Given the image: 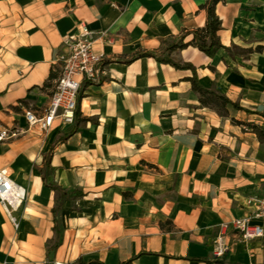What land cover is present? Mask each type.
<instances>
[{
    "label": "crops",
    "instance_id": "1",
    "mask_svg": "<svg viewBox=\"0 0 264 264\" xmlns=\"http://www.w3.org/2000/svg\"><path fill=\"white\" fill-rule=\"evenodd\" d=\"M208 1L0 0V169L26 193L18 228L0 204V264H264L262 238L229 231L224 255L213 252L220 225L264 191V141L249 125L264 118L231 104L222 114L200 102L190 69L135 57L185 34L172 57L204 87L263 111L264 0L215 5L223 47L213 56L190 43ZM81 24L103 54L99 78L82 83L73 124L43 132L24 112L48 106L57 77L44 84ZM43 174L84 193L64 201L54 249L57 192Z\"/></svg>",
    "mask_w": 264,
    "mask_h": 264
},
{
    "label": "built area",
    "instance_id": "2",
    "mask_svg": "<svg viewBox=\"0 0 264 264\" xmlns=\"http://www.w3.org/2000/svg\"><path fill=\"white\" fill-rule=\"evenodd\" d=\"M94 36L95 32L83 24L77 33L65 36V51L57 58L59 73L49 104L43 112L25 110L29 126L38 125L43 132H48L56 120L65 125L75 122L81 85L84 81L98 80L103 60V54L94 49ZM25 196V189L12 179L9 170L0 169V204L15 228H18L19 221L14 211L21 206ZM246 203L251 208L248 215L220 225V232L213 242L216 257H222L227 250L226 236L229 231L237 233L243 242L253 238L264 240V191L250 194ZM53 264L69 263L54 261Z\"/></svg>",
    "mask_w": 264,
    "mask_h": 264
},
{
    "label": "trees",
    "instance_id": "3",
    "mask_svg": "<svg viewBox=\"0 0 264 264\" xmlns=\"http://www.w3.org/2000/svg\"><path fill=\"white\" fill-rule=\"evenodd\" d=\"M220 0H209L206 5L207 10V22L205 27L198 28L193 31V39L190 43L197 46L199 49L204 51L207 55L213 56L219 48L223 47L221 44L219 37L217 35L218 30L221 28V21L219 17L217 16L215 12V5ZM185 37V34H182L181 37L173 42H164V46L160 52H140L135 57H141V56H152L158 61L170 63L176 68L181 69H190L192 71V76L188 77V80L192 83V88L195 92H197L200 95V102L204 105H211L217 110L222 113L226 114L227 110L225 109L227 104H231L233 108L245 110L250 113H257L261 115L264 118V110L263 111H254L247 107L241 106L238 102H232L229 100V98L221 93L220 91L213 89V88H206L204 87L198 79L196 67L189 63V62H181L180 60L174 58L171 56V53L174 50L184 48L187 43L183 42V39ZM262 49V46H257L255 48L256 51H260ZM245 51L252 52L254 51L253 48H246ZM59 73V69H56L55 73H51L49 76V80L45 82L44 86H51V81L57 77ZM235 122L239 123L238 121L234 120ZM251 129L255 131L260 138L261 141H264V126L259 124H249ZM44 167L48 169L50 167V157L47 156L44 160ZM43 180L44 183L51 187L55 192H57V197L55 200V205L53 207V213L55 215V238L54 240L49 244V249L56 248L62 239V224L60 220V213L63 210V203L66 199L69 198H78L83 196V191L81 189L75 188V189H65L62 186L58 185L56 182H48L46 180V176L43 174ZM131 260H127L123 262L122 264H129ZM96 263V261H90V262H83L78 261L74 264H93ZM103 264V263H100Z\"/></svg>",
    "mask_w": 264,
    "mask_h": 264
}]
</instances>
